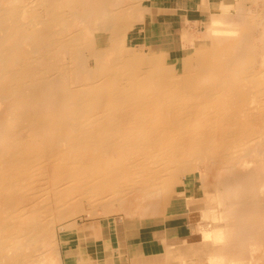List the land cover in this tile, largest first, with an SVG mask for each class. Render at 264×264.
<instances>
[{
	"label": "bare ground",
	"instance_id": "obj_1",
	"mask_svg": "<svg viewBox=\"0 0 264 264\" xmlns=\"http://www.w3.org/2000/svg\"><path fill=\"white\" fill-rule=\"evenodd\" d=\"M161 1L158 15L172 9ZM152 8L0 0V264H57L60 221L158 217L195 173L211 226L202 243L130 258L264 264V0L213 14L210 48L185 51L181 73L127 49ZM63 247L86 264L81 246Z\"/></svg>",
	"mask_w": 264,
	"mask_h": 264
},
{
	"label": "rangeland",
	"instance_id": "obj_2",
	"mask_svg": "<svg viewBox=\"0 0 264 264\" xmlns=\"http://www.w3.org/2000/svg\"><path fill=\"white\" fill-rule=\"evenodd\" d=\"M150 1L152 3V7H153L152 9H153V13L155 14L154 15L155 19H157L158 17L164 16L166 13H171L173 17L174 16L176 17V20H178L181 25L187 26L186 27L187 29L185 31L186 32L185 35L187 36L184 35L185 39H183L184 41L183 43L187 45L185 46V48H183L182 51H179L175 54H170L167 56L165 55L155 56V54L151 53V51L153 50L151 49L149 50L146 47L147 45L146 37L151 32L150 26H151L152 20L150 18L144 24L137 25L130 33H128L127 38H126L127 49L133 48L134 52L138 55H141V56L151 55V57L153 58L155 57V60H158V59L159 61L161 60V62L157 61L158 63L157 65H164L168 63L172 64L173 62L178 61L179 63L178 67H179L180 73L182 72V67H183L182 62L186 58L184 54L185 51L190 52L191 54L192 52L198 53V51L201 49L210 48L212 38H211V34L209 31L212 27L211 25L214 24V22L212 21L213 14L215 13L229 14L230 13L234 15L241 11L240 10L237 12V9H236L238 0H231L230 2L232 3H229L230 6H228L225 3L222 4L219 8H217L218 10H216L214 13L209 12L208 10L209 1L206 0L207 2H204V0H202L203 10L204 12L206 11L208 15H205L199 22L194 23V22H190L186 17L187 16V3H186L187 0H170L169 3H167V5L166 4L164 5H166L167 7L168 6L172 7V9L161 10L160 15H158L157 8H158V4H160L162 1L161 0H150ZM252 6L253 8L257 7L256 4H252ZM239 8L240 9L245 8L244 10H242L244 12L248 11V8L244 7L242 4L239 5ZM166 16H164L163 18L165 19ZM220 24H217V25H220ZM180 178L178 179V183H176L174 187L171 189V192L168 197L169 200L166 201V205L163 208L164 211H162V214H160V216L158 217L149 218L148 220L143 221V223H139L140 220H138V218L136 217L129 219V218H124L121 214H115L109 217L101 216V217H98L92 220H82L83 217H80L78 219L71 218V219H67V220L56 223L55 228H54V237H55V243H56V249H57V260H56L57 264H78L75 262L76 260L75 257L78 254L75 251H73L75 254L71 255L69 251H66V248L63 247L65 241H69V243H71L74 246H77V245L81 246L82 250L85 248L86 253H85V256L83 255L85 259L91 255L93 256L92 258L94 260L97 259L96 261H98L101 258V255L99 253H96L95 250H93L95 244L99 242V239H101L103 234L108 233V232H114V230H117V229H120V230L129 229L130 236L139 235L140 238L142 237L141 242L148 240L147 242H145L144 245H142V243L138 241L139 246L138 248H136L138 249L137 254L139 256L140 255L147 256V257L143 256L142 259H145V258L148 259L150 257L149 255H152V254L163 255L165 254L166 250L168 249L167 247L169 246L171 247L173 246L174 248H177V249H180V247L185 249V247L191 246L192 243H197V242L202 243V240H203L202 234L204 233V232L202 233L203 231L202 227L205 228L204 231L208 230V227H211L209 220H205V218H203L204 216L203 212L206 211L205 204H204V201H205L204 191L205 190L204 188L202 189V187H204L203 182L200 181L201 179L197 173L188 174V175L186 174L185 176H181ZM183 192L184 194H182ZM66 222H73L72 227H70L71 230L63 229V227L67 224ZM74 222L75 223L79 222V223L75 224ZM207 223H208V226H207ZM202 224H205V225L202 226ZM92 225L94 228L92 227ZM80 226L81 227L83 226V227L81 228ZM204 226H207V227H204ZM199 230H202V231H199ZM81 234L83 236H81ZM139 236H137V238ZM79 238L80 240H78ZM137 238L135 239L138 240ZM136 240H133V241L135 242ZM126 252L122 251L120 255L121 257H124L125 264H138L136 260H133L134 257L132 258L127 257L128 254ZM80 253L82 254V252Z\"/></svg>",
	"mask_w": 264,
	"mask_h": 264
},
{
	"label": "crops",
	"instance_id": "obj_3",
	"mask_svg": "<svg viewBox=\"0 0 264 264\" xmlns=\"http://www.w3.org/2000/svg\"><path fill=\"white\" fill-rule=\"evenodd\" d=\"M208 10L209 12H215L218 10L222 4H227L228 6L231 0H208ZM202 0H187V19L190 22L197 23L205 15H208L207 12L203 10ZM167 15V16H166ZM164 16L165 19L163 18ZM162 17L152 20L151 22V34L146 37V47L151 51V53L158 56H167L170 54H175L179 51H182L184 45L183 43L184 35L186 34V27L180 24L176 17L171 13H166ZM197 20V21H196ZM185 30V31H183ZM181 34V35H180ZM180 35V36H179ZM181 37V38H180ZM183 37V38H182ZM181 39V40H180ZM149 44V45H148ZM182 44V45H181ZM175 45V46H174ZM183 47V48H182ZM178 48V49H177ZM171 50V51H170ZM173 50V51H172ZM139 235L130 236L129 229L126 230H114V232H108L102 235L99 242L95 244L94 249L96 253L101 255V258L96 261L91 255L85 259V248L82 252V257L85 260L86 264H125L124 257H121V252L124 251L128 254L127 257H130L131 251H137L138 241L141 242ZM137 238L138 240H136ZM128 240V241H127ZM133 240H136L135 242ZM137 242V243H136ZM147 241H142V245ZM131 243V244H130ZM147 244V243H146ZM141 245V246H142ZM112 248V249H111ZM81 254V253H80ZM125 254V253H124ZM84 255V256H83ZM76 259V257H75ZM91 259V260H90ZM76 263H80L75 260Z\"/></svg>",
	"mask_w": 264,
	"mask_h": 264
}]
</instances>
